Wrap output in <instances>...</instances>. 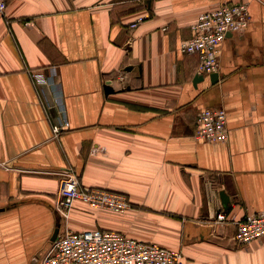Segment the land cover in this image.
Returning a JSON list of instances; mask_svg holds the SVG:
<instances>
[{
    "label": "crops",
    "instance_id": "0c3cea01",
    "mask_svg": "<svg viewBox=\"0 0 264 264\" xmlns=\"http://www.w3.org/2000/svg\"><path fill=\"white\" fill-rule=\"evenodd\" d=\"M222 3H246L249 25L220 45L217 82L209 74L193 83L197 56L179 46L198 15ZM6 4L0 264H41L63 227L118 231L179 250L184 264H264V239L239 247L235 224L212 220L215 209L225 210L221 191L228 221L264 211V0ZM33 72L50 78L43 92L63 101L70 128L58 138ZM219 108L227 141L195 139L198 114ZM65 170L84 188L124 195L132 208L119 214L77 201L64 219L55 196L57 174Z\"/></svg>",
    "mask_w": 264,
    "mask_h": 264
},
{
    "label": "built area",
    "instance_id": "2783aa9c",
    "mask_svg": "<svg viewBox=\"0 0 264 264\" xmlns=\"http://www.w3.org/2000/svg\"><path fill=\"white\" fill-rule=\"evenodd\" d=\"M147 1L155 0H132L133 3ZM6 6V0H0V16H4ZM145 18H138L136 24ZM249 22L246 3H222L198 15L190 26L191 37L180 44L179 50L183 54L197 56V74H213L219 67L220 45L228 35L245 30ZM31 78L38 88L40 103L47 111L53 137L58 138L70 128L61 96L43 92L42 87L49 86L51 79L42 73L33 72ZM53 109L56 111L54 116L49 114ZM194 136L197 140L209 143L226 142L228 130L225 110H202L195 122ZM57 176L55 209L64 219L77 201L92 209L119 214L132 208L122 194L82 187L78 176L72 170L62 171ZM212 220L219 225L234 223L233 240L239 247L264 239V211L246 214L238 221H228L225 210L217 208ZM41 264H184V257L179 250L139 241L114 230L73 231L63 227L52 241Z\"/></svg>",
    "mask_w": 264,
    "mask_h": 264
},
{
    "label": "water",
    "instance_id": "95a60500",
    "mask_svg": "<svg viewBox=\"0 0 264 264\" xmlns=\"http://www.w3.org/2000/svg\"><path fill=\"white\" fill-rule=\"evenodd\" d=\"M198 78L202 79V76H200V75L196 76L194 81H193V83H197ZM211 80H212V83H216L217 82V74L216 73L211 74ZM105 91L107 93H113V90L110 87H108V86L105 87ZM220 197H221V201H222V204L224 206V209L227 210L228 206H229L228 196L226 195V193L224 191H221L220 192ZM57 233H58V229L55 230L54 235L52 237V240L55 239Z\"/></svg>",
    "mask_w": 264,
    "mask_h": 264
}]
</instances>
